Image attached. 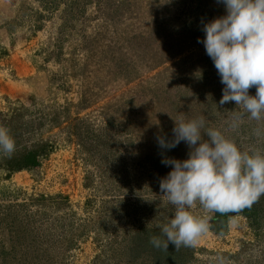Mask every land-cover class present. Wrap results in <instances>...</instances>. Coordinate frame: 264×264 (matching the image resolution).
Here are the masks:
<instances>
[{"label": "rangeland", "instance_id": "obj_1", "mask_svg": "<svg viewBox=\"0 0 264 264\" xmlns=\"http://www.w3.org/2000/svg\"><path fill=\"white\" fill-rule=\"evenodd\" d=\"M41 3L62 28L0 142L51 147L0 168V264H264V0Z\"/></svg>", "mask_w": 264, "mask_h": 264}, {"label": "crops", "instance_id": "obj_2", "mask_svg": "<svg viewBox=\"0 0 264 264\" xmlns=\"http://www.w3.org/2000/svg\"><path fill=\"white\" fill-rule=\"evenodd\" d=\"M21 4L33 5L36 11H41L43 7L41 0H0V50L5 51L4 63L11 70L10 77L14 76L9 79L0 71V98L10 97L8 92L11 90L16 95L25 93L30 83L38 84L39 80L41 83L44 48L52 44L46 37L56 36L62 28L59 21L63 17L61 13H53L51 17L48 14L34 24L28 21L27 14H19ZM39 34L45 40L40 39Z\"/></svg>", "mask_w": 264, "mask_h": 264}, {"label": "trees", "instance_id": "obj_3", "mask_svg": "<svg viewBox=\"0 0 264 264\" xmlns=\"http://www.w3.org/2000/svg\"><path fill=\"white\" fill-rule=\"evenodd\" d=\"M2 112L0 111V116H2ZM9 119H4L5 125L8 123ZM3 124V123H2ZM5 127V133L9 129L8 126ZM8 135H5V138L0 142V168L6 171L5 175L8 173L20 170V169H33L39 163V157L45 155L51 145L45 139H39L32 143L30 146H22L19 147L15 140L13 139L15 134L7 132ZM249 162L252 160L249 159ZM255 167L253 172L255 171ZM246 192V191H245ZM221 193L220 197L225 198ZM261 195L260 191L254 192V195ZM237 195V194H236ZM241 195H244L243 192L239 194V198ZM219 198V201L222 202L223 199ZM247 200L243 198V202L245 203Z\"/></svg>", "mask_w": 264, "mask_h": 264}]
</instances>
